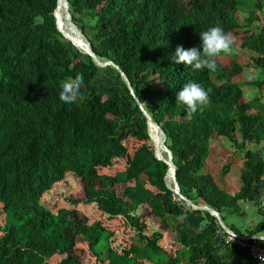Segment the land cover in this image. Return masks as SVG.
Listing matches in <instances>:
<instances>
[{
	"label": "trees",
	"instance_id": "16d2710c",
	"mask_svg": "<svg viewBox=\"0 0 264 264\" xmlns=\"http://www.w3.org/2000/svg\"><path fill=\"white\" fill-rule=\"evenodd\" d=\"M57 6L58 0H0V264H85L77 252L82 237L107 264H264L224 244L217 216L175 192L170 165L157 157L154 144L128 157L129 135H151L122 75L167 134L182 193L218 210L226 224V213L242 212L241 203L264 183V0H61L58 18L80 48L58 29ZM68 7L98 57L121 70L102 67L83 51L88 42L74 28L65 29L62 10ZM213 26L235 37L233 51L216 58L215 71L174 63L178 45L200 47V32ZM250 66L256 77L248 81L258 89L254 105L245 100L240 79ZM102 72L118 79L99 85ZM77 74H83L86 99L65 104L60 85ZM191 81L211 92L208 106L189 116L177 93ZM234 129L244 158L241 186L233 194L206 168L205 157L213 139L233 138ZM126 156V167L114 177L103 172ZM68 172L97 185L75 203L94 202L112 217L130 218V245L101 220L72 226L46 207L43 196ZM116 184L123 185L122 195ZM143 204L176 233L181 251L168 252L161 237L147 233V223L134 213ZM252 233H264V216ZM56 255L63 257L50 261Z\"/></svg>",
	"mask_w": 264,
	"mask_h": 264
},
{
	"label": "rangeland",
	"instance_id": "374dc122",
	"mask_svg": "<svg viewBox=\"0 0 264 264\" xmlns=\"http://www.w3.org/2000/svg\"><path fill=\"white\" fill-rule=\"evenodd\" d=\"M62 13L65 17V29L68 30L69 28H74L77 33L88 42L87 38L70 19L71 15L69 13V7L68 9H63ZM91 21L94 22V19ZM255 73L256 70L250 66L245 70L243 76L240 78L244 80L242 88L244 90V98L247 101L252 100L254 102V98L258 95V89L248 81L253 75L256 77ZM110 74L111 73H100L98 84L111 85L115 79H118L115 74ZM237 80L239 81V78H237ZM254 104L255 102L253 105ZM256 110L257 108L254 107L252 111ZM153 129L154 128L152 127V131L150 130L151 140L137 134H131L124 140L128 150V157H131L134 154V151L145 143L154 144L157 154L160 152L158 151L159 146L161 153L166 152L162 147V134L155 130V134L159 139L158 143L156 141L157 138L154 136ZM232 136L233 138L223 136L213 139L211 141L210 150L205 157V161L207 166L206 168L212 172L219 185L234 194L238 192L241 186L244 149H240L236 145L237 142L242 141V136L238 129H234ZM252 146L253 145L251 143H247V147ZM128 157L116 158L114 167L105 168L103 172L114 177L118 170L126 167ZM226 167L227 169H225ZM168 181L173 182L171 176H169ZM116 187L122 195L123 185L116 184ZM96 188L97 185L95 180H84L77 176L74 172H68L62 181L56 183L54 187L43 196L42 201L46 207L56 212L59 216L66 218L72 226H74L77 221L84 220L86 218L90 221L101 220L111 229H114V232L116 233L115 238L119 237L126 245H130V238L134 235V232L131 229L132 225L129 221L130 218L125 216L112 217L101 211L94 202H74V199L88 197L96 190ZM257 188L258 189L255 194L256 196L241 203L242 212L226 213V224L234 226L243 234H248L249 229L256 225V223L264 216V183L258 185ZM71 199L73 200L71 201ZM261 203H263V207H260ZM134 213L139 215L143 222L147 223V233L151 237H161L160 243L168 250V252L174 254L177 251H181V248L179 247L180 245L176 239V233L168 229L165 223L160 219L153 216L148 204L140 205ZM82 238H80L81 240L77 243V252L81 255L83 262H85V264H107L106 261L97 258L96 255L93 254L87 244V241H82ZM62 257L63 256L56 255L52 257L50 261L57 262Z\"/></svg>",
	"mask_w": 264,
	"mask_h": 264
},
{
	"label": "clouds",
	"instance_id": "9594fccd",
	"mask_svg": "<svg viewBox=\"0 0 264 264\" xmlns=\"http://www.w3.org/2000/svg\"><path fill=\"white\" fill-rule=\"evenodd\" d=\"M202 41L200 47L185 49L178 45L171 59L175 64H185L195 70L207 68L215 71L217 60L222 53L229 54L233 51L235 37L231 32H226L219 26H213L200 32ZM202 48V51L200 50ZM59 99L65 104H76L86 99L82 89L84 87L83 74H77L61 85ZM211 89H205L202 84L191 81L186 83L177 93V103L187 106L188 115L202 112L210 103ZM183 219V217H181Z\"/></svg>",
	"mask_w": 264,
	"mask_h": 264
},
{
	"label": "water",
	"instance_id": "95a60500",
	"mask_svg": "<svg viewBox=\"0 0 264 264\" xmlns=\"http://www.w3.org/2000/svg\"><path fill=\"white\" fill-rule=\"evenodd\" d=\"M60 1L61 0H58V6L55 10V18H56V23H57V27L58 29L63 33V35L68 39L70 40L74 45H76L77 47H79L72 37L71 35L66 32L63 27H62V24H61V20L58 18V11H59V4H60ZM83 39V38H82ZM81 39V40H82ZM89 45V43H88ZM80 48V47H79ZM83 50V49H82ZM85 53L87 54H90L95 60L96 62L102 66V67H105V66H108V65H114L116 66L118 69H120V67L114 62V61H102L98 55L96 54V52L94 51V49L89 45L88 48H86V50H83ZM121 70V69H120ZM122 75L124 76V79L126 80V82L128 83V87L131 91V93L134 95V97L137 99L138 103L140 104V107L148 121V124H149V127H150V130L152 131V127H154L155 130L159 131L162 136H163V140H162V147L163 149L166 151L167 155H168V158H164L163 155H161L160 153L157 154V157L159 159H163L165 160L169 165H170V176L172 177L173 179V183H174V190L175 192L183 199L187 200L190 204H192L195 208H198V209H205V210H208L210 212H212L213 214H215L219 220V222L224 225L226 228L230 229L225 223H224V220H223V217L221 215V213L214 209V208H211V207H208V206H199V205H196L194 204L189 198H187L181 191V188H180V185H179V182L177 180V175H176V165L175 163L173 162V152L170 148L167 147L166 145V139H167V134L165 133V131L163 130V128L153 120V118L151 117V115L145 110L144 106L142 105L141 101L138 99V97L135 95V92H134V87L132 85V83L130 82L128 76L122 72ZM232 230V229H231ZM233 231V230H232Z\"/></svg>",
	"mask_w": 264,
	"mask_h": 264
},
{
	"label": "built area",
	"instance_id": "2783aa9c",
	"mask_svg": "<svg viewBox=\"0 0 264 264\" xmlns=\"http://www.w3.org/2000/svg\"><path fill=\"white\" fill-rule=\"evenodd\" d=\"M217 236L224 244L232 248L245 249L250 257L264 263V233L242 234L222 225V229L217 232Z\"/></svg>",
	"mask_w": 264,
	"mask_h": 264
},
{
	"label": "bare ground",
	"instance_id": "6f19581e",
	"mask_svg": "<svg viewBox=\"0 0 264 264\" xmlns=\"http://www.w3.org/2000/svg\"><path fill=\"white\" fill-rule=\"evenodd\" d=\"M57 15H58V13H57Z\"/></svg>",
	"mask_w": 264,
	"mask_h": 264
}]
</instances>
